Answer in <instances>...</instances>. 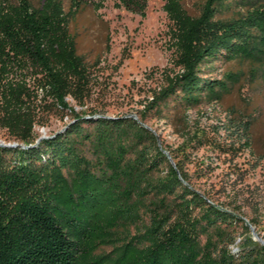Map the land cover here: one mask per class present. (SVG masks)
I'll list each match as a JSON object with an SVG mask.
<instances>
[{
  "label": "trees",
  "instance_id": "trees-1",
  "mask_svg": "<svg viewBox=\"0 0 264 264\" xmlns=\"http://www.w3.org/2000/svg\"><path fill=\"white\" fill-rule=\"evenodd\" d=\"M104 1L69 0L66 10L64 0H0V127L19 143L0 145V264H264V244L243 218L198 192L145 124V111L170 98L184 107L218 101L226 82L204 76L205 65L264 64V2L222 18L223 0H205L197 15L164 0L175 68L136 119L79 114L66 99L82 104L88 77L70 17ZM147 1L115 5L144 15ZM38 90L73 117L35 143ZM224 124L226 139L249 144V121ZM99 245L110 249L95 253Z\"/></svg>",
  "mask_w": 264,
  "mask_h": 264
},
{
  "label": "rangeland",
  "instance_id": "rangeland-1",
  "mask_svg": "<svg viewBox=\"0 0 264 264\" xmlns=\"http://www.w3.org/2000/svg\"><path fill=\"white\" fill-rule=\"evenodd\" d=\"M41 1L31 0L34 5ZM64 1L67 10L69 0ZM115 1L105 0L99 9L83 3L70 17L69 30L88 77L82 104L71 96L66 99L79 114H127L139 119L152 90L162 84L163 73L175 68L168 36L171 22L164 0H148L144 15L118 7ZM204 1L181 0L192 15L199 13ZM261 2L223 0L219 16L239 17ZM202 74L226 82L218 101L184 107L170 98L145 111V124L171 162L184 167L196 190L242 217L250 234L253 229L264 244V64L257 59L217 60L205 65ZM38 91L34 132L48 137L62 131L73 114L68 108H56ZM231 118L249 121L248 145L245 139L234 143L226 139L223 126ZM0 142L17 141L0 127ZM238 230L239 238L244 232ZM109 249L99 245L95 253Z\"/></svg>",
  "mask_w": 264,
  "mask_h": 264
},
{
  "label": "water",
  "instance_id": "water-1",
  "mask_svg": "<svg viewBox=\"0 0 264 264\" xmlns=\"http://www.w3.org/2000/svg\"><path fill=\"white\" fill-rule=\"evenodd\" d=\"M130 116H133V115H130ZM134 117V116H133ZM135 118V117H134ZM45 136H38L37 137V139L35 140V143H37L40 139H42V138H44ZM0 145H2V146H16V145H19V143H17V142H13V143H4V142H0ZM158 145L159 146H161L160 144H159V142H158ZM20 146H22V147H28V146H30V145H24V144H20ZM163 152H165L164 150H163ZM169 158V157H168ZM169 160H170V158H169ZM170 162H171V160H170ZM171 164L173 165V166H175V164L173 163V162H171ZM252 228V227H251ZM252 237L254 238V239H257V240H259L260 242H262V240L256 235V232L252 229Z\"/></svg>",
  "mask_w": 264,
  "mask_h": 264
}]
</instances>
